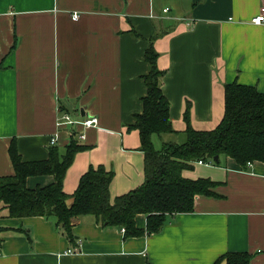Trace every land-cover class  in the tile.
<instances>
[{
  "label": "crops",
  "instance_id": "1",
  "mask_svg": "<svg viewBox=\"0 0 264 264\" xmlns=\"http://www.w3.org/2000/svg\"><path fill=\"white\" fill-rule=\"evenodd\" d=\"M262 5L264 0H0V177L15 173L9 154L14 139L24 162H42L55 133L63 155L76 132L87 150L67 171L66 194L76 192L91 166L114 172L112 201L143 186L140 134L128 127L144 110L150 39L157 37L158 67L167 72L163 88L174 129L185 131L190 105L192 126L212 130L224 116L226 84L264 94V26L251 23ZM82 110L99 119L97 128L59 129L64 113L80 120ZM174 136L158 138L166 143ZM183 176L218 183L217 196H198L193 213L176 215L151 236L125 239L121 229L83 216L73 220V243L54 219L9 218L3 211L0 264H215L229 252H248L251 264H264V162L243 170L221 157L219 166L195 163ZM54 181L52 175L33 176L27 187ZM136 224L144 230L147 217L139 215Z\"/></svg>",
  "mask_w": 264,
  "mask_h": 264
},
{
  "label": "trees",
  "instance_id": "2",
  "mask_svg": "<svg viewBox=\"0 0 264 264\" xmlns=\"http://www.w3.org/2000/svg\"><path fill=\"white\" fill-rule=\"evenodd\" d=\"M156 38L150 39L145 52L150 72L143 77L147 88L144 110L135 115L134 124L128 127L140 134V151L145 155L144 185L112 201L110 187L114 172L91 166L81 177L76 192L68 195L64 191L67 171L76 155L87 150L76 139L77 133H72L63 155L58 147H52L49 159L42 162H24L14 139L9 154L15 173L0 177V213L7 211L9 218L54 219L56 228L73 243L76 242L73 220L83 216H93L105 228L124 230L125 239L151 236L159 234L176 215L193 213L198 196H217L214 189L218 183L183 176L195 163L202 161L219 166L220 158L226 157L235 160L244 170L248 164L264 162V94L256 87L238 82L226 84L224 116L214 129H195L191 124L190 105L184 113L185 131L174 129L170 101L163 88L167 72L158 67ZM164 135L182 137L183 142H166L157 150L153 137ZM41 175L54 176V183L29 189L27 179ZM139 215L147 217L144 230L137 227ZM252 258L248 252H229L215 264H251Z\"/></svg>",
  "mask_w": 264,
  "mask_h": 264
},
{
  "label": "built area",
  "instance_id": "3",
  "mask_svg": "<svg viewBox=\"0 0 264 264\" xmlns=\"http://www.w3.org/2000/svg\"><path fill=\"white\" fill-rule=\"evenodd\" d=\"M164 12L167 13L168 9L164 10ZM79 18H80L79 13H75L73 15V19L75 21L79 20ZM251 23L256 25V26H264V5H262L259 13L252 19ZM57 126L59 127V129H62L65 126H69L72 128L82 127L83 129L97 128L99 126V119L96 116L90 115V116H84L80 120H77V119H74L68 113H64L59 118ZM80 139L84 140L85 136L81 135ZM58 141H59V135H58V133H55L50 138V142H49L50 147L51 148L56 147L58 144ZM198 164L202 165V164H206V163L199 161ZM248 165H251V164H248ZM122 232L124 233V230H122ZM69 253L72 254L73 251H69Z\"/></svg>",
  "mask_w": 264,
  "mask_h": 264
},
{
  "label": "rangeland",
  "instance_id": "4",
  "mask_svg": "<svg viewBox=\"0 0 264 264\" xmlns=\"http://www.w3.org/2000/svg\"><path fill=\"white\" fill-rule=\"evenodd\" d=\"M155 138H153L154 140V145H155V147H156V149L157 150H161L162 149V147H163V142L161 141V139L160 138H158L159 136H154ZM182 139V137L180 138V137H176V136H174V138L172 139V141H170V142H175V143H182L183 141L181 140Z\"/></svg>",
  "mask_w": 264,
  "mask_h": 264
},
{
  "label": "water",
  "instance_id": "5",
  "mask_svg": "<svg viewBox=\"0 0 264 264\" xmlns=\"http://www.w3.org/2000/svg\"><path fill=\"white\" fill-rule=\"evenodd\" d=\"M82 116H85V111L84 110H82Z\"/></svg>",
  "mask_w": 264,
  "mask_h": 264
}]
</instances>
